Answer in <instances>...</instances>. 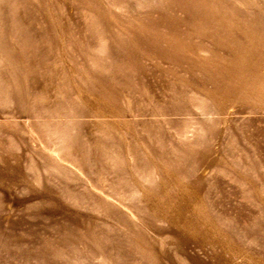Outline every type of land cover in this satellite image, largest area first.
Wrapping results in <instances>:
<instances>
[{
    "label": "rangeland",
    "instance_id": "obj_1",
    "mask_svg": "<svg viewBox=\"0 0 264 264\" xmlns=\"http://www.w3.org/2000/svg\"><path fill=\"white\" fill-rule=\"evenodd\" d=\"M0 264H264V0H0Z\"/></svg>",
    "mask_w": 264,
    "mask_h": 264
},
{
    "label": "bare ground",
    "instance_id": "obj_2",
    "mask_svg": "<svg viewBox=\"0 0 264 264\" xmlns=\"http://www.w3.org/2000/svg\"><path fill=\"white\" fill-rule=\"evenodd\" d=\"M216 46V45H215Z\"/></svg>",
    "mask_w": 264,
    "mask_h": 264
}]
</instances>
